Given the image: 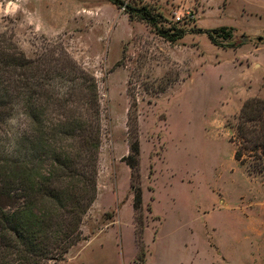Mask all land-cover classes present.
Listing matches in <instances>:
<instances>
[{"label": "rangeland", "instance_id": "rangeland-1", "mask_svg": "<svg viewBox=\"0 0 264 264\" xmlns=\"http://www.w3.org/2000/svg\"><path fill=\"white\" fill-rule=\"evenodd\" d=\"M125 2L159 17L158 32L106 0H0V88L9 91L0 110L1 206L12 202L2 193L10 137L27 121L22 74L33 90L45 78L58 89L75 61L97 79L102 144L82 239L56 264H141V247L145 264H264V173L237 162L231 142L244 102L264 98V0ZM222 27L233 37L218 45L199 31ZM21 53L37 60L32 68L7 65ZM136 135L139 212L122 161Z\"/></svg>", "mask_w": 264, "mask_h": 264}, {"label": "trees", "instance_id": "trees-1", "mask_svg": "<svg viewBox=\"0 0 264 264\" xmlns=\"http://www.w3.org/2000/svg\"><path fill=\"white\" fill-rule=\"evenodd\" d=\"M107 1L118 8L124 7L129 19L139 14L137 18L157 30L159 17L147 8H136L125 0ZM199 31L215 45H218L217 37L223 40L233 37L232 28ZM183 33L180 31L175 36L181 37ZM21 54L13 55L10 61L6 58L7 65L22 63L26 69L37 62L26 61ZM121 65L119 62L116 66ZM22 75L26 92L20 100L27 121L23 123L22 134H12L9 142L7 189L3 188L2 193L12 202L8 208L0 204V264H56L82 239L80 225L97 197L102 144L99 88L96 76L75 61L58 89L48 87L49 79L45 78V82L36 85L38 90H33L28 82L32 77ZM2 88L0 110L9 100L8 88ZM31 129L40 131V135L32 137ZM134 133L137 134V127ZM231 142L235 145L237 162L242 165L250 162L248 167L252 171L264 173V98L253 97L244 102ZM140 155L136 135L134 141H129V154L122 158L131 171L135 212L142 208ZM17 200L20 203L13 205ZM143 232L142 221L140 242ZM139 260L145 264L142 247Z\"/></svg>", "mask_w": 264, "mask_h": 264}, {"label": "crops", "instance_id": "crops-1", "mask_svg": "<svg viewBox=\"0 0 264 264\" xmlns=\"http://www.w3.org/2000/svg\"><path fill=\"white\" fill-rule=\"evenodd\" d=\"M107 1V0H106ZM109 2V1H108ZM106 4H107V2H106ZM113 5V4H112ZM113 6H115V5H113ZM122 16H124V17H126L125 15H122ZM177 85V84H176ZM175 85H173V86H171V87H169V89H171L172 87H174Z\"/></svg>", "mask_w": 264, "mask_h": 264}, {"label": "built area", "instance_id": "built-area-1", "mask_svg": "<svg viewBox=\"0 0 264 264\" xmlns=\"http://www.w3.org/2000/svg\"><path fill=\"white\" fill-rule=\"evenodd\" d=\"M176 19H177V21H179L180 20V17L177 16Z\"/></svg>", "mask_w": 264, "mask_h": 264}]
</instances>
